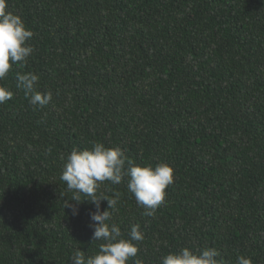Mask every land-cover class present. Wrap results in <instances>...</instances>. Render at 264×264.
Listing matches in <instances>:
<instances>
[{"label":"trees","instance_id":"trees-1","mask_svg":"<svg viewBox=\"0 0 264 264\" xmlns=\"http://www.w3.org/2000/svg\"><path fill=\"white\" fill-rule=\"evenodd\" d=\"M6 11L34 33V51L0 81L14 93L0 104V264L99 250L95 204L71 200L60 179L62 157L93 142L173 169L154 217L127 177L96 191L119 193L108 223L124 238L140 225L143 264L184 247L264 264V0H7ZM17 72L37 74L49 104L33 110Z\"/></svg>","mask_w":264,"mask_h":264},{"label":"clouds","instance_id":"clouds-1","mask_svg":"<svg viewBox=\"0 0 264 264\" xmlns=\"http://www.w3.org/2000/svg\"><path fill=\"white\" fill-rule=\"evenodd\" d=\"M7 9V0H0V81L8 75L13 65L24 68L34 47L28 43L34 33L26 27L21 17ZM16 88L24 92L28 103L42 108L52 100V92L37 90L39 76L33 72L15 74ZM14 93L0 85V104L10 101ZM64 160L60 179L67 189L74 191L71 200L81 202L78 194L95 204L94 212L89 213L93 229L92 240L103 241L99 250L88 257L84 251L76 249L69 258L71 264H143L137 258L139 248L135 242L144 239L139 224H132L128 238L122 236L121 228L116 223H108L116 209L119 193L112 198H97L96 191L101 183L120 184L127 177V188L135 198L136 204L144 209L145 216L154 217L156 209L165 203L166 189L173 183V169L166 163L138 165L124 155L120 147H105L101 142H93L91 149L73 148ZM107 201V209L100 210V201ZM84 201V200H83ZM64 207L72 208V215H78V208L66 200ZM160 264H223L221 251L215 247L197 248L194 251L184 247L177 252H169L161 257ZM236 264H252L251 258L237 255Z\"/></svg>","mask_w":264,"mask_h":264}]
</instances>
